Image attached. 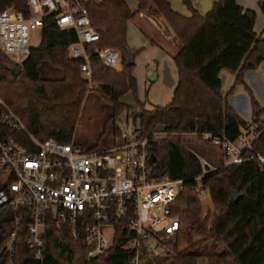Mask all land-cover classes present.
I'll use <instances>...</instances> for the list:
<instances>
[{
  "label": "trees",
  "instance_id": "16d2710c",
  "mask_svg": "<svg viewBox=\"0 0 264 264\" xmlns=\"http://www.w3.org/2000/svg\"><path fill=\"white\" fill-rule=\"evenodd\" d=\"M82 1L92 25L102 35L96 46L114 47L121 53L118 71L102 66L96 57L91 62L94 71L91 89L112 106L106 124L131 109L121 98L130 91L137 93L135 65H127L128 25L143 13L165 32L174 34L180 43L174 56L178 79L173 98L167 105H154L151 109L137 102L142 109L134 117L139 136L159 129L191 133L203 126L204 132L221 134L232 141L246 137L247 121L229 102L236 88L243 85L257 125L254 151L264 150V107L244 81L246 72L258 69L264 62V37L255 30L254 10L244 8L237 0H216L211 10L201 13L193 0H183L192 10V15L186 17L173 9L170 0H136L135 11L126 0ZM259 3L264 14V0ZM10 8L27 16L31 14L29 0H0V12ZM54 16L45 19L41 43L31 48L22 65L12 62L0 50L1 95L37 138L71 142L90 87L81 71V61L68 53L69 46L78 40L77 33L60 29ZM141 52L133 53L136 57ZM223 70L236 75L235 84L227 93L220 77ZM51 71L61 74L54 77ZM121 132L116 128L113 136H120ZM103 147L109 145L104 143ZM148 149L156 157L155 163L150 164L155 177L168 175L184 181L177 212L186 214L192 225L202 227L201 200L196 195L195 181L201 174L198 159L179 145L164 141L153 142ZM204 188L217 210L209 233L221 248V252L207 256L208 264H264V168L257 161L227 167L208 176ZM236 190L241 198L233 201L231 196ZM17 216L21 220L12 251L8 242ZM84 217L61 221L50 213L43 235L44 259L38 261L26 244L30 222L26 210L5 209L0 212V264H133L136 251L124 247L135 234L124 227L115 229L106 251L88 258L94 246L89 242L86 227L92 222ZM176 238L165 246L172 249L179 264H197L202 253L192 246L178 252ZM149 254L145 247L141 257Z\"/></svg>",
  "mask_w": 264,
  "mask_h": 264
},
{
  "label": "built area",
  "instance_id": "2783aa9c",
  "mask_svg": "<svg viewBox=\"0 0 264 264\" xmlns=\"http://www.w3.org/2000/svg\"><path fill=\"white\" fill-rule=\"evenodd\" d=\"M29 5L28 16L12 8L0 12V50L12 62L23 64L30 55L32 31L42 29L45 19L55 14L60 29L77 33L78 40L69 46L68 53L81 61V71L89 83L95 57L102 66L118 69L120 51L96 46L102 35L92 25L82 0H29ZM158 131L144 137L137 131H122L112 145L96 150H85L74 139L71 142L39 139L3 99L0 82V174L4 176L0 212L8 208L15 212L26 210L30 217L26 244L38 261L44 259L43 235L48 215L54 213L61 221H76L82 216L91 220L86 233L94 247L88 258L110 246L105 229L111 227L114 232L117 227L128 229L135 237L124 248L136 251L133 264H139L141 253L145 247L150 248L151 240L161 243L175 239L183 227L176 203L184 181L168 175L155 177L150 167L148 147L162 140ZM191 134L222 152L221 161L216 163L191 151L201 167V174L195 178L200 197L206 192L204 180L224 168L250 161H257L264 168V150L254 151V139L241 137L232 141L198 128ZM20 220L19 216L15 218L14 233L8 242L12 251Z\"/></svg>",
  "mask_w": 264,
  "mask_h": 264
},
{
  "label": "rangeland",
  "instance_id": "374dc122",
  "mask_svg": "<svg viewBox=\"0 0 264 264\" xmlns=\"http://www.w3.org/2000/svg\"><path fill=\"white\" fill-rule=\"evenodd\" d=\"M126 1L131 10L135 11L137 6L136 0ZM215 1L216 0H193V3L195 8L201 13H207L212 9ZM241 1L244 2L243 5L245 7L258 13L255 30L260 36L264 37V14L261 12L259 3L261 0ZM170 2L173 9L180 14L186 17L192 15V10L183 0H170ZM141 14L134 17L128 25L129 48L132 49L133 52L136 50L142 51L135 57L134 73L137 78V93L134 94L133 91H130L121 98V101L129 105L131 109L123 111L117 118L106 124V119L108 114L112 111V106L107 99L99 96L96 91L91 89L94 86L92 82L89 83L91 90L89 89L88 91L83 112L73 137V139L85 150L104 148V143L109 146L112 145L119 139V136H113V132L116 128L123 132H136L134 117L142 110L137 105L138 101L148 109L153 108L155 104L160 105L168 101L167 99L157 101V97L161 91L166 94V97L171 93L170 87L174 84L176 73L175 69L171 68L173 64H170V57L175 52H178L180 42L173 39V37H175L174 34L172 35L170 32H165L161 27L157 26L154 21L147 18L145 14L144 16L146 18L140 19L139 17ZM41 39V29L37 28L33 30L30 38V47H38L41 43ZM152 41L157 42L159 46L154 45ZM158 63L160 67H158ZM120 69L121 65L118 66L117 71ZM159 69L161 76L157 81L153 82L151 77L154 74H160ZM258 71L260 76L259 83L257 81L254 83L250 80H247V82L259 97L260 104L264 105V97L261 95V93L264 92V63ZM60 74L61 73L58 71H51L50 73V75L54 77ZM220 77L223 82V90L227 93L235 84L236 75L223 70L220 73ZM243 93V86H238L237 92L230 99V103L235 104L236 99ZM249 105L250 104L247 103V108L245 110L241 109V111L238 110V112L247 121V127H245L244 130L245 136L249 139H254L256 138L257 125L253 121L254 113L252 111L250 112L251 106L249 107ZM136 124H139V120ZM104 131H106L105 134H103ZM157 133H159V137L162 138V140H159L160 142L164 141L165 143L179 145L188 152H197L216 163L221 161V150L215 145L204 141L201 137L192 135L189 132H165L163 129H159ZM102 135L103 137L100 138ZM96 145L99 147H95ZM3 181L4 176L0 174V188L3 186ZM208 193L209 191L206 190L201 197L196 193L201 200L200 221L202 227L199 225H192V221L189 217L183 212H179L182 215L183 227L181 234L177 237L179 240L178 252H183L188 246H192L195 248V251L197 250L202 253L197 264H208V255L221 252V248L215 244L214 240L211 239V233H209L217 210L213 204L210 193ZM104 234L107 239L112 242L114 235L113 228L110 227L105 229ZM166 243L167 241L158 243L151 240L149 243L151 244L149 248L150 254L143 258L141 257L139 264H179L172 249L167 245L165 246ZM8 264L11 263L9 262Z\"/></svg>",
  "mask_w": 264,
  "mask_h": 264
},
{
  "label": "crops",
  "instance_id": "0c3cea01",
  "mask_svg": "<svg viewBox=\"0 0 264 264\" xmlns=\"http://www.w3.org/2000/svg\"><path fill=\"white\" fill-rule=\"evenodd\" d=\"M238 1V3L241 5V6H243L244 8H246V9H248L247 7H245L244 5H243V3L244 2H242L241 0H237ZM243 1H245V0H243ZM137 2V1H136ZM137 7H138V3H137V6H136V9H137ZM257 17H258V13H257ZM140 19H145L146 17L144 16V14H141V16L139 17ZM162 29V28H161ZM42 33V32H41ZM172 34V33H171ZM173 35V34H172ZM173 39L174 40H177L175 37H173ZM152 43L154 44V45H157V46H159V44L157 43V42H155V41H152ZM32 48V47H31ZM176 53L177 52H175L173 55H171V57H170V64H173V65H171V68L172 69H175V80H174V84L170 87V95L168 96L167 95V97H166V94H164V93H162V91L159 93V95H158V97H157V101H162V100H168L166 103L164 102L163 104H160V105H158V106H165V105H167L171 100H172V98H173V94H174V90H175V88H176V86H177V79H178V70H177V67L175 68V62H174V56L176 55ZM264 63V62H263ZM263 63L259 66V68L258 69H256V70H253V71H248V72H246L245 73V76H244V81H245V83L251 88V89H253L249 84H248V82H247V80H250V81H252V82H258L259 83V79H260V76H259V69H260V67L263 65ZM158 67H160V64L158 63ZM159 72H160V69H159ZM161 76V72H160V74H157V78H156V80H154V81H157L158 79H159V77ZM250 76V77H249ZM252 76V77H251ZM153 81V82H154ZM261 83V82H260ZM240 86H243V85H240ZM243 88H244V93L243 94H240L239 95V97L236 99V101H235V104H232V103H230V104H232L231 106L238 112V110L239 111H241V109H246L247 108V103H249L250 104V98H249V95H248V93L246 92V90H245V87L243 86ZM254 91V90H253ZM237 92V88H236V91L234 92V94L229 98V102H230V99L235 95V93ZM254 93H255V91H254ZM261 95L264 97V92L263 93H261ZM165 96V97H164ZM255 96H256V98L258 99V101H259V97L257 96V94L255 93ZM156 105V104H155ZM263 107H264V105H262ZM249 107H250V105H249ZM252 110H250V112H251ZM239 113V112H238Z\"/></svg>",
  "mask_w": 264,
  "mask_h": 264
},
{
  "label": "water",
  "instance_id": "95a60500",
  "mask_svg": "<svg viewBox=\"0 0 264 264\" xmlns=\"http://www.w3.org/2000/svg\"><path fill=\"white\" fill-rule=\"evenodd\" d=\"M128 53H129V56H128L127 65L128 66H133V65H135V55H134L133 51L129 47H128ZM156 78H157V74H154L151 77V80L154 81V80H156ZM199 129H200L201 132H203V126H200ZM149 161H150L151 164L155 163L156 157L154 155H151ZM239 198H241V195H239V192L237 190L234 191L232 196H231V199L233 201H237V200H239Z\"/></svg>",
  "mask_w": 264,
  "mask_h": 264
}]
</instances>
